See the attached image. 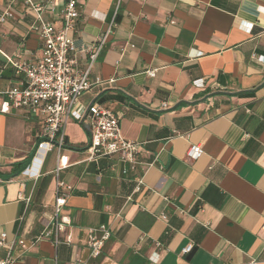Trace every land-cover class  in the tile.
<instances>
[{"label":"crops","instance_id":"1","mask_svg":"<svg viewBox=\"0 0 264 264\" xmlns=\"http://www.w3.org/2000/svg\"><path fill=\"white\" fill-rule=\"evenodd\" d=\"M79 2L70 57L83 72L97 53L90 79L105 81L79 109L96 104L121 115L142 164L124 177L118 158L86 161L87 125L71 121L59 180L70 187L61 215L72 223L61 239L71 234L73 247L55 252L50 237L37 239L55 211L56 154L37 175L40 121L0 114V237L25 244L14 247V264H264V0ZM61 7L48 18L57 29ZM7 11L0 92L23 80L7 56L35 64L43 51L24 0H0V17ZM191 145L204 150L194 162ZM102 225L112 236L93 259L88 231Z\"/></svg>","mask_w":264,"mask_h":264},{"label":"built area","instance_id":"2","mask_svg":"<svg viewBox=\"0 0 264 264\" xmlns=\"http://www.w3.org/2000/svg\"><path fill=\"white\" fill-rule=\"evenodd\" d=\"M80 0H49L46 4H37L33 0H24L27 10L35 15L31 30L36 32L43 44L42 58L32 64L20 56H7L8 65L17 76L23 78L22 85L0 92V114L13 115V110L21 111L23 119H37L42 125V133L39 136L37 153H43V160L36 161L40 174L45 158L55 152L57 164L55 175L57 188L54 203V214L46 224L41 238H51L54 251L57 252L62 244L73 247L72 235L67 234L64 241L61 237L72 223L68 217L61 215V209L67 204V194L63 189H70L59 180V173L69 165L66 151V130L71 121L86 123L90 134V140L86 148L88 162H96L101 158H118L123 164L122 175L129 177L136 173L142 164L140 161V145L135 141L127 140L121 133V115L92 105L89 108L79 109L81 97L90 91L95 85H102L105 81L90 79L91 68L96 60L97 53L91 55V61L85 71H79L77 62L70 54L75 51L76 24L81 13L79 11ZM61 5L59 11L60 29H57L49 17L56 13V6ZM12 17L10 11L5 12L0 21ZM109 35V31L102 37L103 45ZM262 63L263 57H257ZM157 70H149L146 74L155 77ZM109 80L108 83H113ZM204 155L201 145H191L187 151V159L191 162L199 160ZM41 160V159H40ZM33 170V167H31ZM28 171V170H27ZM143 185V176L138 179L137 191ZM30 200L28 199V202ZM264 229V227H263ZM112 232L110 227L102 225L89 229L87 248L90 258H98L106 243L110 240ZM19 244L25 246L23 241H8L7 234L0 237V250H4L5 257L0 259V264H14L13 249ZM194 249L188 245L182 254H190ZM55 258V262H56Z\"/></svg>","mask_w":264,"mask_h":264},{"label":"rangeland","instance_id":"3","mask_svg":"<svg viewBox=\"0 0 264 264\" xmlns=\"http://www.w3.org/2000/svg\"><path fill=\"white\" fill-rule=\"evenodd\" d=\"M54 154H55V153H51L50 156H49V160H48V162H49L50 167L52 166V164H53V162H54V160H53V159H54Z\"/></svg>","mask_w":264,"mask_h":264}]
</instances>
